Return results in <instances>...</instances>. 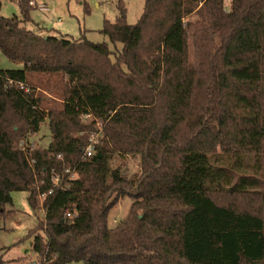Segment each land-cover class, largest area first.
<instances>
[{"label": "trees", "instance_id": "trees-1", "mask_svg": "<svg viewBox=\"0 0 264 264\" xmlns=\"http://www.w3.org/2000/svg\"><path fill=\"white\" fill-rule=\"evenodd\" d=\"M18 2L0 14V52L23 64L0 71V217L28 192L41 264H264V0H144L134 24L119 3L101 28L114 47L27 28ZM31 75L60 77L57 105ZM43 123L48 146L25 152ZM117 153L140 155L134 176Z\"/></svg>", "mask_w": 264, "mask_h": 264}, {"label": "rangeland", "instance_id": "rangeland-1", "mask_svg": "<svg viewBox=\"0 0 264 264\" xmlns=\"http://www.w3.org/2000/svg\"><path fill=\"white\" fill-rule=\"evenodd\" d=\"M44 3L46 8L40 9L33 6L30 11L32 20L26 23V27L38 31L42 35H53L57 37H75L83 35L91 41L110 43L108 37L101 32L105 19L114 22L119 14L118 5L123 3L127 9V21L130 24L136 23L144 8V0H37ZM0 14L11 17L20 13L18 0H1ZM229 0H225V6L228 7ZM32 6V5H31ZM121 46L120 43H117ZM23 66L22 63L14 62L5 57L0 52V71L18 70ZM30 82L39 87L46 88L48 92H41L44 98L49 102V106L57 105L61 100L62 83L59 76H30ZM39 91V90H38ZM56 98V100L54 99ZM53 99L55 101H53ZM100 132V130H99ZM98 133L92 132L95 138ZM37 147L48 146L51 135L46 123H43L39 132L31 136ZM140 155L133 156L113 154L109 159L111 167H121L126 169L129 176H134L139 171ZM28 192L13 191L12 204L6 206L7 211H12L9 215L0 217V259L6 263L14 261L27 262L29 260H38L37 254L33 249L34 235L26 237L28 231L36 224V215L28 202ZM39 216L44 219L45 212L41 207ZM132 199L125 195L110 210L108 223L110 227H115L127 215L131 206ZM43 233V231H41ZM24 238V239H23ZM68 264H83L79 261Z\"/></svg>", "mask_w": 264, "mask_h": 264}, {"label": "built area", "instance_id": "built-area-1", "mask_svg": "<svg viewBox=\"0 0 264 264\" xmlns=\"http://www.w3.org/2000/svg\"><path fill=\"white\" fill-rule=\"evenodd\" d=\"M29 4L32 5V6H35V7H39L40 9H44L46 8L45 4L44 3H41V2H38L37 0H29ZM26 90H29V88L26 86L25 88ZM94 135H97V134H93L90 138V142L88 144V146L86 147L85 149V152H84V156L85 157H90L92 156L94 153H95V145L97 144V138H95ZM19 146L20 148H22L25 152H28V151H32L34 150L37 146H36V143L34 140L32 139H28V138H23L20 143H19ZM57 158L58 159H63V156L62 154H58L57 155ZM34 162V160L32 159L31 160V164ZM64 175H67L69 178H72V177H75L76 173L73 169L69 168V167H66L64 169V172H63ZM52 181L54 183V185L57 187V188H63L64 187V184L66 183L60 176V174L56 173L53 175V178H52ZM53 191V188H51L49 191H48V194L52 193ZM45 194H40L39 195V198L43 200ZM41 200V202H42ZM44 210V209H43ZM27 264H41V261L40 259L38 260H29Z\"/></svg>", "mask_w": 264, "mask_h": 264}, {"label": "crops", "instance_id": "crops-1", "mask_svg": "<svg viewBox=\"0 0 264 264\" xmlns=\"http://www.w3.org/2000/svg\"><path fill=\"white\" fill-rule=\"evenodd\" d=\"M39 2V1H38Z\"/></svg>", "mask_w": 264, "mask_h": 264}]
</instances>
